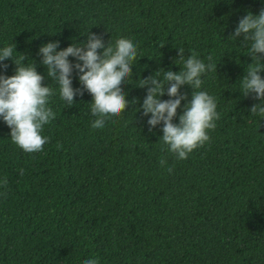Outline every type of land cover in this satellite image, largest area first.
I'll return each mask as SVG.
<instances>
[{
  "label": "trees",
  "instance_id": "16d2710c",
  "mask_svg": "<svg viewBox=\"0 0 264 264\" xmlns=\"http://www.w3.org/2000/svg\"><path fill=\"white\" fill-rule=\"evenodd\" d=\"M261 10L264 0H0V49L17 52L0 75L15 74L19 54L34 61L55 114L35 153L15 145L0 118V264H264V120L250 112L255 94L241 92L251 41L229 38ZM89 32L105 45L130 39L138 51L123 85L129 106L102 129L91 127L92 96L66 104L38 54L57 41V51L80 46ZM179 50L217 65L193 91L213 96L220 118L186 160L161 140L163 123L149 131L148 88H140L164 70L179 72ZM258 56L254 63H264ZM79 75L74 68V90H82ZM179 93L187 99L174 124L192 97L188 85ZM159 99L174 98L166 89Z\"/></svg>",
  "mask_w": 264,
  "mask_h": 264
},
{
  "label": "clouds",
  "instance_id": "9594fccd",
  "mask_svg": "<svg viewBox=\"0 0 264 264\" xmlns=\"http://www.w3.org/2000/svg\"><path fill=\"white\" fill-rule=\"evenodd\" d=\"M241 35L246 42L251 41L250 56L253 60L242 78L241 92L243 97L255 94L254 98L260 103L255 104L250 112L264 120V79L259 75L264 71V63H254L260 60L258 54H264V10L259 15L249 12L240 19L234 34L229 38L236 40ZM15 48L14 44L0 49V67L6 70L7 65L2 62L12 60ZM58 48L59 41L47 43L39 48L38 54L42 55L47 77L56 81L60 98L66 104L73 105L74 97L77 94L82 96L87 91L92 96L91 115L96 118L91 124L93 129L104 128L106 121L126 111L129 101L123 85L132 75V64L138 55L137 46L132 40L121 38L116 40L115 45H105L102 36L89 32L84 44L77 46L72 43L62 51H57ZM69 57L76 58L78 63L71 64ZM26 59V56L19 54L14 63L15 74L11 77L0 75V118L11 129L12 142L24 152L35 153L43 151V146L48 142V138L41 133L43 127L55 119V114L47 107L54 93L49 86H42L45 77L38 74L35 62L25 64ZM177 61L182 62L179 72L164 70L163 80L156 76L142 80L140 88H148L142 111L144 116L151 114L149 131L163 123L161 140L177 159L186 160L194 150L209 141L208 132L215 129V121L220 118L215 98L205 91H193L201 88V77L206 72L217 71V65L213 63L212 56L208 57L209 62L205 64L195 52L185 58L183 50H179ZM74 68L80 73L82 90L72 87L70 76ZM183 85L190 86L192 97L179 116V123L174 124L181 101L187 99L179 93ZM166 89L167 95L174 99L162 102L159 97L165 95ZM165 163L161 158V166ZM84 264H98V260L90 258Z\"/></svg>",
  "mask_w": 264,
  "mask_h": 264
}]
</instances>
